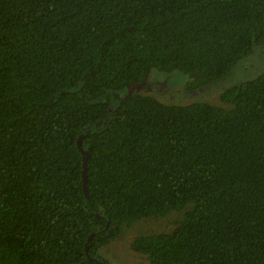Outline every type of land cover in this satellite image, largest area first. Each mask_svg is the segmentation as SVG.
I'll return each mask as SVG.
<instances>
[{"label":"trees","instance_id":"obj_1","mask_svg":"<svg viewBox=\"0 0 264 264\" xmlns=\"http://www.w3.org/2000/svg\"><path fill=\"white\" fill-rule=\"evenodd\" d=\"M258 45L264 0H0V264H105L122 224L189 203L133 239L147 264H264V73L106 121L150 69L193 91Z\"/></svg>","mask_w":264,"mask_h":264},{"label":"rangeland","instance_id":"obj_2","mask_svg":"<svg viewBox=\"0 0 264 264\" xmlns=\"http://www.w3.org/2000/svg\"><path fill=\"white\" fill-rule=\"evenodd\" d=\"M264 73V45L255 46L254 50L239 59L228 75L222 79L209 82L187 91L188 76L179 71L162 72L150 69L140 82L130 83L118 91L106 94L110 99L108 119L117 106L132 95L149 96L163 105L184 106L191 103L221 105L219 96L227 88L251 81ZM105 121V122H106ZM190 203L177 211H169L162 217L142 218L128 225L122 224L119 235L97 250L96 258L105 264H147L146 257L132 249L136 237L169 233L173 230L175 220L183 217Z\"/></svg>","mask_w":264,"mask_h":264},{"label":"water","instance_id":"obj_3","mask_svg":"<svg viewBox=\"0 0 264 264\" xmlns=\"http://www.w3.org/2000/svg\"><path fill=\"white\" fill-rule=\"evenodd\" d=\"M92 237H93V235H91V236L87 239V241H86V243H85V245H84V252H85V254H87V245H88L89 241L92 239Z\"/></svg>","mask_w":264,"mask_h":264}]
</instances>
